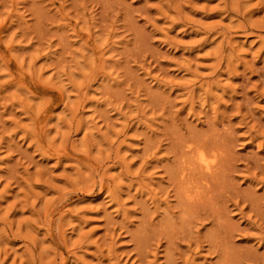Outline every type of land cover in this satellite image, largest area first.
I'll list each match as a JSON object with an SVG mask.
<instances>
[{
    "label": "rangeland",
    "instance_id": "rangeland-1",
    "mask_svg": "<svg viewBox=\"0 0 264 264\" xmlns=\"http://www.w3.org/2000/svg\"><path fill=\"white\" fill-rule=\"evenodd\" d=\"M0 264H264V0H0Z\"/></svg>",
    "mask_w": 264,
    "mask_h": 264
},
{
    "label": "bare ground",
    "instance_id": "bare-ground-1",
    "mask_svg": "<svg viewBox=\"0 0 264 264\" xmlns=\"http://www.w3.org/2000/svg\"><path fill=\"white\" fill-rule=\"evenodd\" d=\"M200 151V150H199ZM202 154V153H201ZM200 154V155H201ZM205 154V153H204ZM199 155V154H198ZM207 158H208V156H207ZM200 159V162L203 164V166L207 169V168H209V162L207 161V159L206 158H204V156L203 157H200L199 158Z\"/></svg>",
    "mask_w": 264,
    "mask_h": 264
}]
</instances>
